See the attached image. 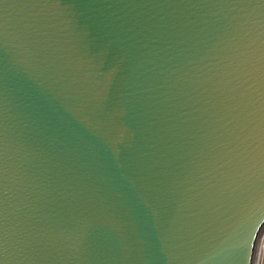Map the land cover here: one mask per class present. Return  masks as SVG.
Segmentation results:
<instances>
[{
	"label": "water",
	"instance_id": "1",
	"mask_svg": "<svg viewBox=\"0 0 264 264\" xmlns=\"http://www.w3.org/2000/svg\"><path fill=\"white\" fill-rule=\"evenodd\" d=\"M262 229L264 0H0V264H253Z\"/></svg>",
	"mask_w": 264,
	"mask_h": 264
},
{
	"label": "snow or ice",
	"instance_id": "2",
	"mask_svg": "<svg viewBox=\"0 0 264 264\" xmlns=\"http://www.w3.org/2000/svg\"><path fill=\"white\" fill-rule=\"evenodd\" d=\"M260 216H254L250 221H249V225H248V239L246 241V249L252 244V236L256 231V226L259 223L260 220ZM245 264H251V260L250 257L246 256V260H245Z\"/></svg>",
	"mask_w": 264,
	"mask_h": 264
},
{
	"label": "built area",
	"instance_id": "3",
	"mask_svg": "<svg viewBox=\"0 0 264 264\" xmlns=\"http://www.w3.org/2000/svg\"><path fill=\"white\" fill-rule=\"evenodd\" d=\"M262 234H264V229H262L261 233L259 234L258 240H257V246H256L253 264H262V262H264V247L260 248L259 246Z\"/></svg>",
	"mask_w": 264,
	"mask_h": 264
},
{
	"label": "bare ground",
	"instance_id": "4",
	"mask_svg": "<svg viewBox=\"0 0 264 264\" xmlns=\"http://www.w3.org/2000/svg\"><path fill=\"white\" fill-rule=\"evenodd\" d=\"M260 248L264 247V234H262V237L260 239V244H259Z\"/></svg>",
	"mask_w": 264,
	"mask_h": 264
},
{
	"label": "rangeland",
	"instance_id": "5",
	"mask_svg": "<svg viewBox=\"0 0 264 264\" xmlns=\"http://www.w3.org/2000/svg\"><path fill=\"white\" fill-rule=\"evenodd\" d=\"M262 264H264V262H262Z\"/></svg>",
	"mask_w": 264,
	"mask_h": 264
}]
</instances>
